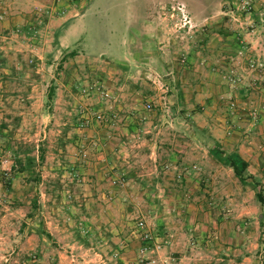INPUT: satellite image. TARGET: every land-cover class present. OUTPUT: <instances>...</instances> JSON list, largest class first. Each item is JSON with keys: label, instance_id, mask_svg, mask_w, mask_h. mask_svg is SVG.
Instances as JSON below:
<instances>
[{"label": "rangeland", "instance_id": "1", "mask_svg": "<svg viewBox=\"0 0 264 264\" xmlns=\"http://www.w3.org/2000/svg\"><path fill=\"white\" fill-rule=\"evenodd\" d=\"M184 1L38 0L30 36L16 28L27 3L0 0V264H137L138 218L165 241L151 256L173 264L169 231L181 216L190 217L181 232L195 264H264L262 185L217 173L239 139L247 135L254 150L263 132L254 103L264 0ZM81 2L85 16L72 19L80 43L65 55L46 52L66 6ZM132 39L135 61L114 62L110 54ZM119 173L127 189L110 187ZM217 176L230 185L229 206L219 203Z\"/></svg>", "mask_w": 264, "mask_h": 264}, {"label": "crops", "instance_id": "2", "mask_svg": "<svg viewBox=\"0 0 264 264\" xmlns=\"http://www.w3.org/2000/svg\"><path fill=\"white\" fill-rule=\"evenodd\" d=\"M25 3H27L26 5H24V7L21 8V11L23 12V10L29 8L30 5V14L32 13V15L30 16H26L25 14H23L20 11V14L17 16L18 18H16L17 20V30H19V32L21 33H26L30 36L33 35V31H37L36 27V16H38L39 14L33 12V7H36L40 4H38V0H24ZM69 2L70 0H66ZM185 3H187V5L190 3L188 2V0L184 1ZM88 2H81L79 6H73L68 4V6H66L68 8V10L66 11V13H64V16L62 18V20L64 21V23L66 25H64L63 27H57L58 31H57V41L52 42L49 44V40L46 41V52L50 51V49L54 48V51L56 53H62L63 55H65L66 53H68V51L72 48H74V46L78 45L80 43L81 40V34L80 33V28L81 27H73L75 25L76 22H74L72 19L74 18H83L85 16V12L88 9ZM166 3L162 2L158 5V11L156 12L157 15L160 16L162 10L164 8H166ZM33 6V7H32ZM9 5H5V7H3V10L5 12L8 11ZM24 8V9H23ZM8 13V12H7ZM72 20V21H71ZM150 25V24H149ZM46 28L50 29V27ZM262 29H264V27H262ZM145 42L143 43V47L148 49L151 46V39H150V35H151V27H147L145 29ZM262 40V39H260ZM33 43V42H32ZM122 44V45H121ZM263 43H261V46L258 48L257 54L259 57V61H261L262 64H264V48L262 46ZM21 48L31 51L34 54H38L39 51L37 47H35L34 45H28L26 48V44L22 43V45H20ZM138 45L136 44L135 40L132 39L131 42H121L120 43V47L117 51L113 52L110 54V58H113L112 60L116 63H119L123 60H128V61H135L136 59V54L134 53V49L135 47H137ZM257 44L253 43L252 47L254 50L257 49ZM43 47V46H42ZM41 47V48H42ZM124 47V48H123ZM121 48H123L121 50ZM37 51V52H36ZM53 52V50L51 51ZM103 52V51H102ZM100 52V57L104 56V52L102 53ZM105 54H107V52H105ZM159 54V61L161 58V54L160 52H158ZM149 55V54H148ZM147 55V57H148ZM150 56V55H149ZM151 57V56H150ZM131 58V59H130ZM220 75V74H219ZM219 77V76H218ZM259 80L261 81L260 86L258 87V90L255 92L256 98H258L257 101H255L254 103V108L256 111H259V115L257 117V120L255 121L256 124H259L260 128H263V132H260L259 134L261 135L260 137H256V140L258 141V144L255 145L254 150H251L250 148L248 149V145L249 143H251L250 139L247 137V135H244V137L242 139H239L238 142H240V145L237 146L235 149L238 150L236 151V154L239 158H241L244 162L247 163L248 168H247V173L248 175H250L252 177L253 180H255L256 182H258L260 185H262V189L264 190V172H262V163H264V153H261L259 148H260V144L264 143V71L260 72V75L258 76ZM212 87V92L213 94H216V88H218L215 85H211ZM185 88V87H184ZM228 121L230 122V119H228ZM214 128V126H213ZM215 138L217 140H219L220 136L219 135H215ZM231 142L232 140L229 137L224 136L223 140L221 141V143L225 146V147H230L231 146ZM263 150H264V146H263ZM115 155V154H114ZM117 158H119V156H117ZM115 166V165H114ZM117 171V169H116ZM220 171V172H219ZM231 169L227 168L225 169H219L217 171V173L222 174L224 176V174L228 177H230L231 173ZM114 173V172H113ZM214 174V176L218 175V174ZM112 178V177H111ZM218 179V189L219 191H221L223 193L222 195V201L219 202L220 205L224 206H229L230 203L229 201L231 200L228 196L230 194V185L227 182V178L224 179L223 177H216ZM248 181H252V180H247ZM129 185V181L127 183V188ZM125 188V189H127ZM263 198H264V192H263ZM219 203H212V205L216 206ZM237 207L239 208V210H243L242 216H245V204L242 202H237ZM254 208V212H256V215L258 218H262L263 215H261V213H257V210L255 209L256 206L253 205ZM189 212V208L184 209L183 213ZM263 212H264V206H263ZM96 220L97 218L94 217ZM190 218L188 216H181L180 219H178V224H176V226L179 228V230L176 233H173V231H169V248L168 250H174L173 252H175L176 254H178V256L174 255L173 260L174 263L173 264H195V261H192V258H190L189 254L190 252H188V248L186 247V243L184 242L185 236L187 234L181 232V229L186 228L187 224V219ZM162 224L164 225L163 221ZM176 230V229H175ZM131 236V235H130ZM138 243V242H137ZM123 249H125L124 247H122ZM122 248H119L120 250ZM190 250L192 251V249L190 248ZM126 250L123 251L122 255H126V256H130L129 253H124ZM185 251V252H184ZM122 257V256H121ZM176 259V260H175ZM245 260H243L242 264L244 263ZM157 264V263H155ZM241 264V263H240Z\"/></svg>", "mask_w": 264, "mask_h": 264}, {"label": "built area", "instance_id": "3", "mask_svg": "<svg viewBox=\"0 0 264 264\" xmlns=\"http://www.w3.org/2000/svg\"><path fill=\"white\" fill-rule=\"evenodd\" d=\"M241 9L245 10V11H249L251 9L250 3L247 1L243 2ZM178 10L182 13V8H178ZM182 16L185 19V16L184 15H182ZM189 28H191V27H189ZM249 67L250 68H257L258 66L256 64H254L253 62H251ZM101 94L105 98L108 97L107 93H101ZM232 106H233V104H232ZM151 108L152 107L150 104L146 105V110L151 111ZM253 117H255V115H253ZM95 120L98 123H101L103 121V116L100 114H97L95 116ZM84 125H85L84 122H81L79 124V126L81 128H83ZM83 157H85V153H83ZM126 186H127V177L124 175V173H119L118 175H116V177H113L110 179V187H112L114 189H124ZM132 233L134 234L135 238L139 242V246H138V257H139V259L137 261V264H155V263H160V262H162L163 264L166 263L165 260L154 257L155 255L160 254V252L162 251V249L165 245V241L162 240L161 238L153 235L150 232L148 225H147V222L144 220V218H138L137 219V221L135 223L134 231ZM151 255H154V256H151Z\"/></svg>", "mask_w": 264, "mask_h": 264}, {"label": "trees", "instance_id": "4", "mask_svg": "<svg viewBox=\"0 0 264 264\" xmlns=\"http://www.w3.org/2000/svg\"><path fill=\"white\" fill-rule=\"evenodd\" d=\"M75 52L70 53V56H74ZM65 60V58L62 59V61ZM52 92L53 89H50V99L52 98ZM217 154H220L218 151ZM228 166L232 170L234 176L238 178L241 182H246L247 180H253L250 175L247 173L248 165L246 162H244L241 158L238 156H230L227 158ZM259 200L263 203L264 198L263 196L258 193Z\"/></svg>", "mask_w": 264, "mask_h": 264}]
</instances>
